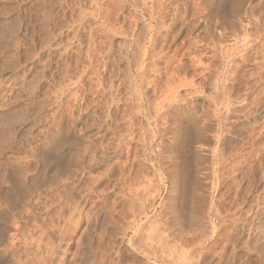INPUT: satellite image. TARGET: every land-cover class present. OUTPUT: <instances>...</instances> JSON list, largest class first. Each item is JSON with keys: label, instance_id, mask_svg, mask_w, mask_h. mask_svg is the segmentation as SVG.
<instances>
[{"label": "rangeland", "instance_id": "obj_1", "mask_svg": "<svg viewBox=\"0 0 264 264\" xmlns=\"http://www.w3.org/2000/svg\"><path fill=\"white\" fill-rule=\"evenodd\" d=\"M170 1L0 0V187L8 184L4 173L15 169L22 180L35 175L40 147L64 132L66 120L67 138L78 136L81 147L71 145L77 157L57 164L71 160L72 170L80 158L84 166L98 162L90 170L98 180L82 175L101 205L88 225L91 264H264V0L245 5L253 18L241 33L228 25V8L213 15L218 28L212 30L202 0ZM152 3L162 4L160 10ZM235 38L246 42L234 49ZM176 86L179 98L212 126L194 144L211 146V157L195 155L199 173L189 144L168 145L173 115L156 114ZM177 154L189 174L181 178L183 199L197 197L188 206L180 201L184 223L190 205L199 214L191 227L174 224L170 214ZM29 183L30 195L45 188ZM83 217L66 224L60 244L42 236L39 247L27 249L19 234L8 260L43 252L39 264H74L84 246ZM155 233L170 236L164 250L155 245L159 258L131 247ZM47 243L55 249L48 256Z\"/></svg>", "mask_w": 264, "mask_h": 264}, {"label": "bare ground", "instance_id": "obj_2", "mask_svg": "<svg viewBox=\"0 0 264 264\" xmlns=\"http://www.w3.org/2000/svg\"><path fill=\"white\" fill-rule=\"evenodd\" d=\"M179 1L183 2V3L187 2L186 0H174V2H179ZM249 1L250 0H202L203 7L206 10L207 15H209V21H210L211 29L216 30L218 28V26H217L218 24L216 25V23H214L215 18L213 19V15H214V17H217L216 15H218L219 9L228 8V13L230 14V18L227 16V18H229V20L226 19V21L228 22V25H230L231 28H233L234 31H236L238 33L243 32L244 28H247L248 24L250 23V21L247 19H250V17L253 18V12L251 11L250 16H249L248 15V13H249L248 9L245 6ZM168 2L170 3L171 1L168 0ZM161 5L162 4H160V3H157L155 5L152 3V6L155 9L157 8L158 11L160 10ZM154 11H156V10H154ZM215 13H216V15H215ZM222 16H224V15H222ZM245 17H246L247 24H244L242 26V22H243V19H245ZM222 21H224V20H222ZM235 35L237 36V34H235ZM235 41H236V43L234 44V47H235L234 49H237V47H238L237 43L244 45V43L246 42V39L245 38H235ZM225 56L227 57L228 54H226ZM217 85L219 86V84H217ZM221 86H222V84L219 86L220 87L219 89H221V91H222L223 87L221 88ZM217 87H215V89ZM225 88H227V87H225ZM217 89H216V91H217ZM221 91H219V93ZM177 92H178L177 86L171 88V98H167L166 107L164 108V106L161 105L159 107V109H157L156 114H160V113L161 114H169L170 113L173 115L174 121L176 122V127L170 128L168 130V134L170 135V138H169L170 140H168V145L171 148L176 143L178 144L179 141H181L182 143L185 142V144H187V147L190 145L191 150H192V152L190 151V159L194 160V162H195L194 167H193V165H191V167L195 173L196 172L199 173V171L196 168V165H197L196 164V159H197L196 156L202 155L203 157H211L212 155L208 156L210 151H211V146L207 145L204 147H200V146L197 147V145L195 146L194 144H195L196 140H198L200 138L201 139L206 138L207 134L211 131L212 126H210V124L205 122V121L201 122L199 120V118L196 116L195 110L188 106V104H187L188 102H186L187 100L185 101L184 99H180L179 94ZM225 96L229 97V95L227 96V94ZM225 96H223V97H225ZM216 97L218 99L217 94H216ZM219 97H221V96H219ZM223 97H221V100H223L222 99ZM209 98H211L210 95H209ZM214 99H216V98H214ZM224 100H226V98ZM213 101H215V100H213ZM214 105H215V103H214ZM224 106H228V105H224ZM64 125H65L64 126L65 130L62 134H59V133L55 134L53 137H51L52 139H50L51 141H49L47 145L40 147L41 153L38 154V155H40V157H39L40 158V164L38 167L36 166V171H35V167H34V169H33L35 171L34 176L29 177L27 180H22L19 177L20 173L18 172L17 169H15L13 172H9L6 174L4 173V176H3L4 179L3 180H5L8 184H7V186H4L3 188L0 187V199L2 202L7 204L9 212L4 211L0 215V217L4 221V223L2 225H0V264H39L41 259H43V256H42V255H44L43 252L40 254H34L32 252L31 253L27 252L23 259L20 256H17L15 259H13V257H11V259L8 260L9 249L11 250L13 255H15L14 249L16 246V242L14 240H17L18 235L20 234V236L23 239V245L27 249L30 248L29 246H31L33 244H36L37 247H39L41 242H43L42 240H44L43 239L44 236L47 237L48 242H50L52 240L53 244L54 243L58 244L59 242L61 243L65 240L64 236L67 233V231H69L68 225H66V224L68 222H71V219L75 215L78 218H79V216L84 215L83 218H85L87 228H86V232H85V236H84V242L82 243L84 246H82V248L80 250H78L76 257L74 258V264H91L92 261L94 262V260H95L94 258L96 256H98V255H95V257L92 256V259H94V260H91L90 253H91L92 248H89V246H90V244H89L90 234H89V226H88V225H90L91 221L96 219L95 218L96 215H99V212H100L99 210L101 208L100 204H97L96 202H95L96 204H94V202L92 200L93 198L97 197V195L96 196H94V195L98 190L96 192L94 190V192H93L91 183L90 184L87 183V176L90 178V176H92V173H90V172H92V171H93V173L95 172L94 170H92L93 167L95 168V166H92V165H94L93 164L94 161L91 160L92 158L90 159L91 160L90 165L92 167L87 166L88 161H86L85 162L86 166H87L86 167V166H84V164H82V162H81L82 160H80L81 158L79 160H76V161L74 160L75 163H72V166H71L72 170L68 169V167L71 164L70 163L71 160L68 163L66 162L65 167H62V168L58 165L59 163L57 164V162L61 158H63V157L65 158L68 155L73 156L75 154L76 150L72 149V146L77 145V147H78L79 143H80L78 136L77 137L74 136L73 140H70L67 138V136H70L69 121L65 120ZM235 130H237V129H235ZM157 131H155V132H157ZM179 145H181V143ZM211 145L213 147V144H211ZM80 147L81 146H79V148ZM175 147H176V145H175ZM261 147L263 148L264 144ZM261 147L258 148V151ZM2 150H4V149H2ZM189 150H190V148H189ZM172 151H174V150H172ZM6 152H7V150H6ZM84 153H85V151H84ZM207 153H208V155H207ZM82 154H83V152H82ZM82 154L78 157L82 156V158H83ZM191 154H194V156L196 155L194 157L195 159H193ZM261 154H262V152H261ZM73 157H77V156H73ZM90 157H94V156L92 155ZM173 157H174V160L171 163V166H172V174H173L172 176H173L174 181H173V186H172L173 194L171 195L172 197H171V204H170L171 205L170 206V214L172 215V219L174 220V222H173L174 224L176 222V224H178L179 227H183L184 224L187 222L186 224L187 225L189 224V227H191L192 226L191 224L196 221V220L194 221V219H196L195 217L199 216V214L196 215L197 210H196L195 205H192V206L190 205V208L187 206L189 204H191L193 201H195L197 197L194 198V200H191L193 198L188 197V196L186 197V195H188V194H186L185 195L186 198L184 197L185 200L183 199L184 195L182 196V193H181V190L184 189V188H181V184H182L181 178H183V176H185L184 169L182 167V161L183 160L179 161L180 158H178V154L173 156ZM153 158H155V157H153ZM259 158L261 159V157H259ZM87 159H89V157ZM181 159H182V157H181ZM99 160H100L99 162L105 163V162H102L101 159H99ZM255 160H258V159L256 158ZM94 163H96V161ZM101 163H99L98 166ZM260 166H262V168L264 169V167H263L264 164L260 165ZM96 167H97V165H96ZM184 168H186V166ZM67 169L72 171V172H67L68 171ZM189 169H191V168H189V166H188V170ZM90 170H92V171H90ZM261 171H263V170H261ZM89 173H90V176H89ZM195 173L190 174V176L194 175ZM82 175H87L86 179H85V177L83 179L86 182L82 180V178H83ZM188 175L189 174L187 173V176ZM62 176H64V177H62ZM187 176H185V177L187 178ZM93 177H95L94 174H93L92 178H90V180L88 178L89 182L95 180V178H93ZM96 178H97L96 180H98V177H96ZM91 179H94V180H91ZM28 183L32 184L31 189H32V187L34 189L37 186L43 185V186H45V188L44 187H42V188L45 190H42V188H41L42 191L40 190V192H38L39 189L37 188L38 191H36V189H35V192L32 191L33 194L30 195V194H28L29 193L28 192V186H27ZM182 187H185V186H182ZM29 188H30V185H29ZM185 190H186V188H185ZM185 190H183V191H185ZM262 191H264V187H263ZM263 193H261V194L263 195ZM202 194H203V196H205L204 198H206V195H204V193H202ZM202 194L200 193V195H202ZM205 194H207V193H205ZM181 196H182V198L180 200ZM101 198H103L102 195H101ZM189 198H191V199H189ZM182 199L184 202H186V205H187V206L185 205L187 208L186 207H184V208H186V209L189 208V210H187V211L183 210V212H188V213H185V214H188L186 217L185 223L182 221V218L180 217L181 215L184 214V213H182L180 215V211H182V210H180L179 206H180V201H182ZM98 200H100V199H98ZM186 200H191V201H186ZM188 202H190V203L188 204ZM97 205H100V206H97ZM198 206H199V204H198ZM210 209H211V207H210ZM39 210L44 211L45 214L42 212L43 213V215H42L39 212ZM254 213H256V212H254ZM207 215H208V213H207ZM9 219H12L13 222L10 223ZM54 219H56V221ZM30 220H32V224L31 225L29 224L30 228L29 227L27 228L26 225L30 222ZM76 221H78V220H76ZM76 221L71 222V224L74 225ZM189 229L190 228H188V226H187V230H189ZM159 234L160 233H155L152 236L147 235L148 238H147L146 244H141V245L138 244L137 245L136 243H131V247H133V249H136V250L139 249L143 254H145L149 257H153V259H156L158 256L156 257L155 256L156 253L155 254L153 253V251H155V248L157 249V247L155 245L157 243H159L160 248L161 247L164 248V246H166L167 239L170 238V236H169V238H167L168 234H167V236L164 235V237L162 236V234L161 235H159ZM168 241H170V239ZM44 247H45L44 252L47 253V256L49 255L50 252H54V250H55L54 247H50V246L48 247V243L44 244ZM160 248H158V249H160ZM163 248H161V250ZM52 255H54V254H52ZM91 255H92V253H91ZM44 256H46V255H44ZM99 257H101V256H99ZM1 259H2V261H1ZM42 263H43V261H42ZM94 264H96V263H94Z\"/></svg>", "mask_w": 264, "mask_h": 264}]
</instances>
